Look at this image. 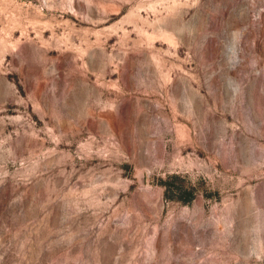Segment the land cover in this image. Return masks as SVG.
<instances>
[{
  "label": "rangeland",
  "instance_id": "obj_1",
  "mask_svg": "<svg viewBox=\"0 0 264 264\" xmlns=\"http://www.w3.org/2000/svg\"><path fill=\"white\" fill-rule=\"evenodd\" d=\"M0 264H264V0H0Z\"/></svg>",
  "mask_w": 264,
  "mask_h": 264
}]
</instances>
